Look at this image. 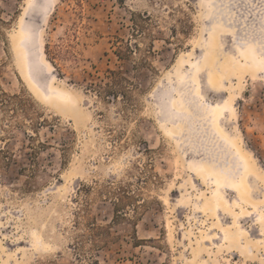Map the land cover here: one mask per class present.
Returning a JSON list of instances; mask_svg holds the SVG:
<instances>
[{
	"label": "rangeland",
	"instance_id": "obj_1",
	"mask_svg": "<svg viewBox=\"0 0 264 264\" xmlns=\"http://www.w3.org/2000/svg\"><path fill=\"white\" fill-rule=\"evenodd\" d=\"M0 19V90L49 121L0 112V264H264V0H0ZM110 71L128 100L90 91Z\"/></svg>",
	"mask_w": 264,
	"mask_h": 264
},
{
	"label": "trees",
	"instance_id": "obj_2",
	"mask_svg": "<svg viewBox=\"0 0 264 264\" xmlns=\"http://www.w3.org/2000/svg\"><path fill=\"white\" fill-rule=\"evenodd\" d=\"M121 2V0H118ZM148 18V17H146ZM0 22L3 24H6L4 21L0 19ZM135 21L133 20V23ZM184 28H183V35L187 34V31L189 29V26L187 23H184ZM137 26V24H135ZM132 45L129 43L124 46L123 50H118L117 56L118 58H129V56L132 53ZM45 54L49 61L54 65V62L57 58V55L54 51L50 49V46L46 44L45 46ZM111 79L110 82L101 85V84H89L90 91L93 92L96 96L101 98L104 101H108L110 99L112 100H118L119 98L126 99L128 100L129 95H130V85L131 82L120 75L117 72L110 71L109 72ZM12 112V113H22L24 114L27 118H30V116H33L34 118L32 119L33 124L32 126V133L37 134L36 130L38 128H42L46 124L49 123V121L46 119L45 114L38 109L37 103H35L31 98H27L24 94H16V95H8L7 93L3 92L0 90V112L5 113V112ZM36 120V121H34ZM22 125H18V128H21ZM53 127V126H52ZM30 139H33V136L31 135L29 137ZM47 145H44L40 143L39 149H44L46 148ZM64 148H67V144L64 145ZM34 151H37V149H34ZM0 152L3 153L4 151L0 149ZM65 152V151H64ZM4 154H8L7 152H4ZM65 156V153L62 155V163L61 165L64 164L63 157ZM95 229H101V227H96Z\"/></svg>",
	"mask_w": 264,
	"mask_h": 264
},
{
	"label": "bare ground",
	"instance_id": "obj_3",
	"mask_svg": "<svg viewBox=\"0 0 264 264\" xmlns=\"http://www.w3.org/2000/svg\"><path fill=\"white\" fill-rule=\"evenodd\" d=\"M36 36H37V37H36L37 39H36V46H35V49H36V53H37V60H34V61H33V60L30 58V50H29V48H28L26 45H24V43L21 44V48H22V49L24 50V52H25V59H26V62H27V65H26L27 75H28L30 81L33 83V85H35L36 87H38L36 81L34 80V78H33V76H32L31 66H30L31 63H33V62H35V61L41 63L42 50H41V45H40V42H39V36H38V34H37ZM25 38H27V37H25ZM50 76L53 77V74H50ZM51 80H52V79H50V81L48 82V86H47V88H46V90H48V92H49V83L51 82ZM262 218H263V220H264V216H263ZM263 228H264V224H263Z\"/></svg>",
	"mask_w": 264,
	"mask_h": 264
}]
</instances>
